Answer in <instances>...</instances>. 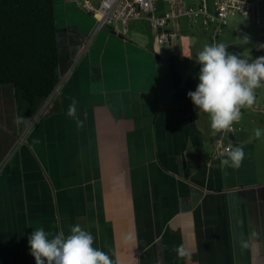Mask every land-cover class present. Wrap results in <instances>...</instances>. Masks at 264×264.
Here are the masks:
<instances>
[{"label":"crops","instance_id":"crops-1","mask_svg":"<svg viewBox=\"0 0 264 264\" xmlns=\"http://www.w3.org/2000/svg\"><path fill=\"white\" fill-rule=\"evenodd\" d=\"M180 1L195 12L173 18L163 43L147 18L116 33L99 26L86 0H55L56 109L19 141L14 88L0 90V264H35L33 229L67 235L76 224L114 264H264V135L254 136L264 130V87L234 133L245 152L238 169L222 164L227 157L210 163L217 132L187 96L204 45L263 56L241 40L247 34L264 51V0H253L252 19L231 15L218 36L202 24L198 0H155L156 14ZM174 69L184 79L180 97ZM73 99L82 126L67 115ZM253 230L260 235L242 249ZM180 245L190 257L172 250Z\"/></svg>","mask_w":264,"mask_h":264},{"label":"clouds","instance_id":"clouds-1","mask_svg":"<svg viewBox=\"0 0 264 264\" xmlns=\"http://www.w3.org/2000/svg\"><path fill=\"white\" fill-rule=\"evenodd\" d=\"M249 42L250 37L245 34L241 43ZM228 48L229 45L223 42L203 46L195 59L200 65L199 82L194 91L187 92L194 106L209 115L210 127L217 133L231 131L232 125L242 118L241 109L253 105L256 89L264 87V56L249 59L230 52ZM76 104L73 99L67 115L82 126L83 121L76 115ZM24 119L17 117V123ZM262 135L264 130H254L257 139ZM223 155L227 158L222 160V164L237 169L245 158L244 149L240 146L226 148ZM259 235L256 230L251 231L247 239L241 240L242 249H247ZM28 244L35 264H114L107 253L93 246V235L83 230L80 224L70 226V234L67 235L63 230L53 235L43 227L33 229L28 236ZM172 250L180 258L191 256L183 245Z\"/></svg>","mask_w":264,"mask_h":264},{"label":"trees","instance_id":"trees-1","mask_svg":"<svg viewBox=\"0 0 264 264\" xmlns=\"http://www.w3.org/2000/svg\"><path fill=\"white\" fill-rule=\"evenodd\" d=\"M244 46L257 48L254 42ZM60 80V52L55 0H0V90L11 84L15 92L19 130L27 128ZM198 75L190 80L194 91ZM175 94L184 79L174 69ZM56 108L48 105V112Z\"/></svg>","mask_w":264,"mask_h":264},{"label":"built area","instance_id":"built-area-1","mask_svg":"<svg viewBox=\"0 0 264 264\" xmlns=\"http://www.w3.org/2000/svg\"><path fill=\"white\" fill-rule=\"evenodd\" d=\"M198 10L203 13L202 24L214 25V35L218 34L227 26L231 15L242 14L252 19L253 0H214L215 10L209 12L205 9V0H198ZM85 9L93 14L99 26H110L116 33H126L129 29V22L141 18L152 20L159 28V38L163 43L169 42L174 31L170 29V21L180 15L192 16L195 12L193 7L180 1L160 16L156 14L155 0H101L96 6L90 0H86ZM258 23L262 22L261 17H255ZM242 111V109H241ZM238 128V123L232 125L231 131L216 133L212 139V150L209 152L210 163L217 162L226 157L224 150L234 147L231 134Z\"/></svg>","mask_w":264,"mask_h":264},{"label":"rangeland","instance_id":"rangeland-1","mask_svg":"<svg viewBox=\"0 0 264 264\" xmlns=\"http://www.w3.org/2000/svg\"><path fill=\"white\" fill-rule=\"evenodd\" d=\"M94 5H98L100 3L101 0H90ZM54 93L44 102V104L41 106L40 110L37 112V114L35 115V117L32 119V121L29 123V127L31 126V124L33 123V121H35L36 118H38L39 116H41L43 114V112L45 111V109L47 108V106L49 105L50 101L53 98ZM49 102V103H48ZM48 104V105H47ZM44 110V111H42ZM29 127L24 130V131H20L19 132V141H21L22 139H24L25 134L28 132Z\"/></svg>","mask_w":264,"mask_h":264},{"label":"water","instance_id":"water-1","mask_svg":"<svg viewBox=\"0 0 264 264\" xmlns=\"http://www.w3.org/2000/svg\"><path fill=\"white\" fill-rule=\"evenodd\" d=\"M231 138H232L233 142H235V135L234 134H231Z\"/></svg>","mask_w":264,"mask_h":264},{"label":"bare ground","instance_id":"bare-ground-1","mask_svg":"<svg viewBox=\"0 0 264 264\" xmlns=\"http://www.w3.org/2000/svg\"><path fill=\"white\" fill-rule=\"evenodd\" d=\"M156 3V2H155ZM146 19V18H145ZM130 25V24H129ZM130 32V31H129ZM8 86H10V87H12V85H8ZM4 87H6V86H4ZM14 90V89H13ZM2 91V90H1ZM175 92V91H174ZM51 96V95H50ZM49 103V102H48ZM48 105V104H47ZM42 111H44V110H42ZM18 113V112H17ZM18 115V114H17ZM28 125V124H27ZM20 127V126H19Z\"/></svg>","mask_w":264,"mask_h":264}]
</instances>
